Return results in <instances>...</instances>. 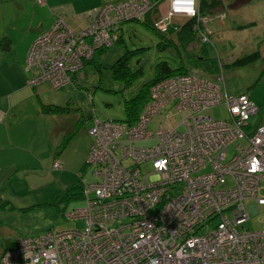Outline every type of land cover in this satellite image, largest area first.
I'll use <instances>...</instances> for the list:
<instances>
[{"label": "built area", "instance_id": "1", "mask_svg": "<svg viewBox=\"0 0 264 264\" xmlns=\"http://www.w3.org/2000/svg\"><path fill=\"white\" fill-rule=\"evenodd\" d=\"M168 1L158 31L173 16L197 17V0ZM151 7L149 0L106 3L86 13L77 31L56 15V27L30 49L27 85L62 89L95 49L116 39L119 25ZM200 30L208 44L207 25ZM222 106L226 119L209 114ZM258 112L247 93L227 92L222 75L189 72L153 86L133 126L94 118V180L85 206L67 213L84 227L18 238L0 264H264V230L245 227L249 211L264 207V125L250 123Z\"/></svg>", "mask_w": 264, "mask_h": 264}, {"label": "rangeland", "instance_id": "2", "mask_svg": "<svg viewBox=\"0 0 264 264\" xmlns=\"http://www.w3.org/2000/svg\"><path fill=\"white\" fill-rule=\"evenodd\" d=\"M106 1L112 3L116 0ZM151 9L152 7L144 16ZM86 13L88 11L83 14ZM160 15L163 18L169 15L168 0H164L160 4ZM230 15H226L225 22L223 17L220 20L210 22L208 25L209 33L221 31L222 34L220 32L218 37L217 34L214 36L209 34L210 43L203 44L201 42L199 48L190 50L182 49L177 45L161 50L158 46L162 38L158 33L147 28L137 19L124 23L120 32L122 43H115L116 40L114 39L110 45H103L95 50L106 49L99 58V64L102 66H110L126 52L131 53L130 68L132 70L141 69L142 74L133 81L129 88H125L123 83L113 80L110 70L98 69L93 64L83 65L78 73L72 75L73 80H71V83L64 84L60 90L54 91L46 86L39 88L41 98L46 100L52 98L53 101L60 102L57 104H67L70 106V110H75V112H71L72 116L68 117L72 119V124H74V119L83 121V126L76 132V137L70 140L66 148L59 154L54 155L55 160L53 157L50 159V164L54 162V169L49 165L45 169V173L34 171L29 174L30 172L16 171L15 169H8L0 173V199L7 202L6 205L0 204V255L6 246L21 237L37 236L48 231L80 230L84 227V221L67 218V213L85 206L84 194L88 192L85 187L94 180L91 171L93 166L91 162H88L93 145L92 138L89 135L93 119L99 121L114 120L128 126L135 125L137 121L132 125L124 121V102L137 96L143 85L154 78L157 64L166 62L172 69L182 65L190 73L215 78L218 75L211 77L208 74L211 70L213 72L217 59L228 64L235 58L256 51L257 42L262 39L263 35L261 29L264 28L262 23L264 19V0H259L240 12ZM57 18H55L50 29L46 31L47 33L50 32L52 27H56ZM185 19L182 16H173L167 30L164 32L175 44V31L181 27V22ZM252 20H255L259 25L252 32H237L234 30L235 28H232V25L239 22L247 24L246 22ZM85 21L87 22L86 16ZM154 28L157 30L155 23ZM33 44L34 42L30 49ZM95 54L93 53L91 56L93 57ZM197 58L202 59L200 61L201 65L196 66L194 64V60ZM214 74L220 75V71L218 70ZM222 77L229 94L248 93L252 102L259 108V113L251 118L250 123L260 122L264 125V61L256 60L241 66L225 67L223 68ZM258 80L260 81L256 83ZM209 114L215 119H226L228 117L225 106L215 108L209 111ZM180 119L181 117L178 115L176 122L178 123ZM178 130L185 131L186 128L179 126ZM58 134L62 135L61 133ZM60 136L56 134V139L53 140L54 151L64 138L63 135ZM154 144L155 141L153 140L137 143L140 147ZM87 150L89 152L85 155ZM143 169L149 171L150 164L143 165ZM80 175L82 176L81 179ZM28 177L32 178L28 179ZM78 181L85 186L82 190V198L78 200L68 198L67 194L70 193L71 187ZM249 215L250 218L245 227L249 230H264V207H257L256 213L249 211Z\"/></svg>", "mask_w": 264, "mask_h": 264}, {"label": "crops", "instance_id": "3", "mask_svg": "<svg viewBox=\"0 0 264 264\" xmlns=\"http://www.w3.org/2000/svg\"><path fill=\"white\" fill-rule=\"evenodd\" d=\"M258 1L252 0L237 10H226L223 21L227 14L238 13ZM44 2L40 5L37 0H0V38L7 37L12 43L7 49L0 47V173L8 169L30 172L29 174L34 171L45 173L49 165L54 169V162L50 164V159L52 157L54 159L59 144L54 151L53 140L55 141L56 134L60 136L58 133L64 137L77 121L74 119L72 124V119L67 116L39 114L40 102L43 104L60 102H55L52 98L47 100L41 98L39 88L46 86L50 89L47 83H42L35 89L27 85L28 79L32 77L26 68L30 46L41 33L50 29L56 15L63 16L71 28L79 30L86 25V14L83 13L110 3L106 0H44ZM246 23L256 24L245 30H237L236 27L245 25V22L244 24L239 22L232 25V28L237 32H252L259 27L255 20ZM262 23L264 24V19ZM261 30L262 39L257 42V46L261 48L257 47L256 50L264 57V28ZM220 32L215 31L212 36L217 34L218 37ZM258 60L264 61V58ZM88 152L89 150L85 155Z\"/></svg>", "mask_w": 264, "mask_h": 264}, {"label": "trees", "instance_id": "4", "mask_svg": "<svg viewBox=\"0 0 264 264\" xmlns=\"http://www.w3.org/2000/svg\"><path fill=\"white\" fill-rule=\"evenodd\" d=\"M152 4V9L151 11L148 12L147 15H143L138 22H142L143 25H145L147 28H150L151 30L155 31L160 35L162 38L161 43L159 44L158 48L159 49H164L166 47L173 46L175 47L176 45L178 47H181L182 49H195L199 48L201 45V35H200V29H203V23H205L208 27L209 23L214 21V20H220L221 18L224 17V13L226 10H237L247 4H249L252 0H197V17L191 18V19H185L181 23V27L175 31V36H176V44L174 41L170 38L167 37L165 33H162L154 28V23L157 21L156 17L158 16V19L161 17L159 10H160V4L164 0H149ZM106 4V3H105ZM104 5V4H103ZM102 6V5H101ZM100 6V7H101ZM98 7V8H100ZM97 9V8H96ZM162 18V17H161ZM210 20V21H209ZM133 21V20H131ZM136 21V20H134ZM130 22V21H128ZM126 23L123 22L121 25L118 27V34L116 35V41L115 43H122V36H121V26ZM255 23H249L245 25H241L236 27L237 30H245L248 28H251ZM86 26V25H85ZM212 34V33H209ZM209 38V36H208ZM12 45L11 40L9 38L2 37L0 38V47L2 48H9ZM261 48V47H259ZM2 50V49H1ZM4 50V49H3ZM106 50V49H105ZM104 49H99L94 51L96 53L93 55V57L89 60L84 62V66L88 64H93L96 66V68L101 69H108L110 70L111 76L113 80L121 82L124 84L125 88H129L133 81L137 79L141 74L142 70H132L130 68V58H131V53L126 52L123 56L119 57L112 65L110 66H102L99 64V58L101 56V53L105 51ZM264 58L263 55L259 50H256L255 52L249 53L245 56L235 58L231 63H226L223 62L220 59L216 60L215 67L213 69V72L211 68V72L208 74L211 77H214V75H219V74H214L218 70L220 71V75L223 74V68L228 67V66H241L248 64L250 62L256 61L259 58ZM204 60V59H203ZM202 59H195L194 64L197 66L200 64ZM201 65V64H200ZM210 67V66H208ZM30 73L31 71L28 70ZM189 73L188 69H185L182 65L179 66L178 68L172 69L169 67L168 63L166 62H161L156 65L155 67V73H154V78L147 82L146 84L143 85L140 93L133 97L130 100H126L124 102V115L125 119L124 121L129 123V125L134 124L139 117V114L142 111L143 106L148 102L149 100V95H150V90L153 86H155L158 82L161 80H164L165 78L172 77L175 75H181V74H187ZM73 80V77H72ZM260 80H258L256 83H258ZM77 82V81H76ZM255 83V84H256ZM32 88V87H31ZM36 87H33L35 89ZM249 96V95H248ZM70 106L66 105H57V104H43L40 102V109H39V114L43 116H56V117H63V116H72L71 112H75V110H70ZM259 113V112H258ZM83 126V121H76L75 126L72 128V130L67 133L64 138L60 141L59 146L57 147L56 154H59L62 152L70 140H72L76 136V132L80 130V127ZM93 141V139H92ZM80 175V179H81ZM85 186L78 181L73 187H71L70 193L67 194L68 198L78 200L82 198V190ZM0 204L1 205H6L7 202L2 201L0 199ZM15 242L10 243L8 246L4 248L2 251L1 255L11 247H13ZM0 255V256H1Z\"/></svg>", "mask_w": 264, "mask_h": 264}, {"label": "clouds", "instance_id": "5", "mask_svg": "<svg viewBox=\"0 0 264 264\" xmlns=\"http://www.w3.org/2000/svg\"><path fill=\"white\" fill-rule=\"evenodd\" d=\"M193 5L195 4V0H192ZM191 11V10H190Z\"/></svg>", "mask_w": 264, "mask_h": 264}, {"label": "bare ground", "instance_id": "6", "mask_svg": "<svg viewBox=\"0 0 264 264\" xmlns=\"http://www.w3.org/2000/svg\"><path fill=\"white\" fill-rule=\"evenodd\" d=\"M158 20V19H157ZM210 21V20H209ZM209 40H210V38H209ZM210 43V42H209ZM197 53H198V51H197ZM260 111V110H259ZM258 123H260V122H258Z\"/></svg>", "mask_w": 264, "mask_h": 264}]
</instances>
